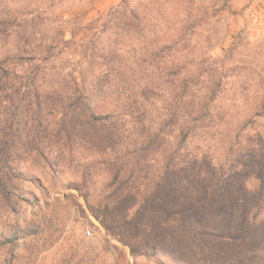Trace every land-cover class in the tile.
Returning a JSON list of instances; mask_svg holds the SVG:
<instances>
[{
	"label": "trees",
	"instance_id": "obj_1",
	"mask_svg": "<svg viewBox=\"0 0 264 264\" xmlns=\"http://www.w3.org/2000/svg\"><path fill=\"white\" fill-rule=\"evenodd\" d=\"M168 1L120 0L103 26L125 31L127 45L99 33L84 39L78 53L79 45L58 50L73 33L64 22L49 31L60 18L56 9L22 12L0 0V210L6 218L21 216L25 183L48 190L32 167L60 187L77 177L88 187L82 194L91 208L110 232L120 231L131 255L184 264L165 230L188 224L202 202L213 205L245 189L234 183L231 164L245 127L216 121L210 101L221 93L218 75L200 97L189 87L194 78L184 72V57L173 53L212 11L171 9ZM197 132L220 135L224 158L198 151L190 138ZM30 233L6 226L0 247L18 246Z\"/></svg>",
	"mask_w": 264,
	"mask_h": 264
},
{
	"label": "rangeland",
	"instance_id": "obj_2",
	"mask_svg": "<svg viewBox=\"0 0 264 264\" xmlns=\"http://www.w3.org/2000/svg\"><path fill=\"white\" fill-rule=\"evenodd\" d=\"M119 2L11 0L22 12L33 6L44 12L56 9L60 18L49 31L58 30L64 22L65 32L73 33L60 42L58 50L71 52L79 45L78 53L84 39L99 33L112 43L117 39L122 47L127 45L125 31L115 33L112 27L103 26L108 12ZM227 4L223 0L167 3L171 9L204 5L212 11L194 31L190 29L187 40L174 47L173 53L180 51L184 57V72L194 78L189 87L198 89L200 97L211 84V76L218 75L221 93L210 101L216 105V121L232 129L245 127L240 137L243 148L231 161L234 183L245 189L213 205L202 202L188 224L165 230L174 256L184 264H209L215 257L216 264H264V0H229ZM39 23L38 31L44 28ZM212 134L197 132L190 136L192 145L224 158L226 144L220 142V135ZM31 173L48 190L25 183L28 201L21 203L23 212L17 222L0 210V232L15 224L32 232L19 239L18 246L0 247V264H156L146 255H131L120 231L106 228L102 215L82 194L88 187L77 177H68L69 187H60L42 168L32 167Z\"/></svg>",
	"mask_w": 264,
	"mask_h": 264
}]
</instances>
